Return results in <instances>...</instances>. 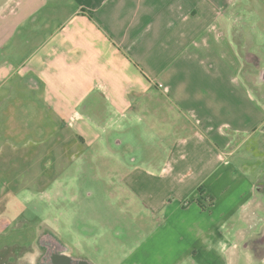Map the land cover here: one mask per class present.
<instances>
[{"label":"crops","instance_id":"obj_1","mask_svg":"<svg viewBox=\"0 0 264 264\" xmlns=\"http://www.w3.org/2000/svg\"><path fill=\"white\" fill-rule=\"evenodd\" d=\"M238 1L0 0V123L18 116L9 99L36 94L87 145L123 144L132 119L169 140L161 165L124 179L160 219L129 227L142 237L122 264L264 258V101L251 86L264 74L248 81L232 60Z\"/></svg>","mask_w":264,"mask_h":264},{"label":"rangeland","instance_id":"obj_2","mask_svg":"<svg viewBox=\"0 0 264 264\" xmlns=\"http://www.w3.org/2000/svg\"><path fill=\"white\" fill-rule=\"evenodd\" d=\"M238 2L243 42L237 36L227 39L236 48L232 60L242 64L243 77L251 81L252 74H264V0ZM251 86L263 102L264 82ZM37 96L29 94L23 100L20 95V100L11 98L3 107L19 113L17 121L8 117L11 126L0 123V264L14 255L20 260L32 246L39 251L35 239L44 228L94 264H122L142 237L139 229L129 227L158 224L160 219L124 179L145 165H161L169 140L156 141L149 132L152 122L145 127V122L132 119V131L118 136L123 144L90 146L73 129L60 128L61 118ZM184 130L178 125L170 140ZM142 132L149 134L141 136ZM146 151L151 162L144 157ZM241 264H264V258L243 257Z\"/></svg>","mask_w":264,"mask_h":264},{"label":"flooded vegetation","instance_id":"obj_3","mask_svg":"<svg viewBox=\"0 0 264 264\" xmlns=\"http://www.w3.org/2000/svg\"><path fill=\"white\" fill-rule=\"evenodd\" d=\"M35 244L25 253L34 255V259L26 257L17 260L15 255L11 264H93L91 261L73 253L70 246L51 229L44 228L36 237Z\"/></svg>","mask_w":264,"mask_h":264}]
</instances>
